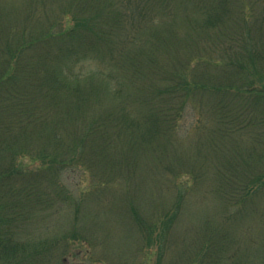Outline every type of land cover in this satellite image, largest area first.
Here are the masks:
<instances>
[{
	"label": "trees",
	"instance_id": "obj_1",
	"mask_svg": "<svg viewBox=\"0 0 264 264\" xmlns=\"http://www.w3.org/2000/svg\"><path fill=\"white\" fill-rule=\"evenodd\" d=\"M188 111L224 224L194 262L228 264L225 227L264 194V0L0 1V264H42L16 237L44 210L131 192L132 153L173 143Z\"/></svg>",
	"mask_w": 264,
	"mask_h": 264
},
{
	"label": "rangeland",
	"instance_id": "obj_2",
	"mask_svg": "<svg viewBox=\"0 0 264 264\" xmlns=\"http://www.w3.org/2000/svg\"><path fill=\"white\" fill-rule=\"evenodd\" d=\"M0 1L7 8L18 0ZM17 4L19 7L21 2ZM12 16L19 24L18 14ZM96 66L99 65L93 61L86 62L84 71ZM107 99L106 105L117 104L116 100ZM193 120V113L188 111L181 134L173 143L162 141L154 149L149 144L132 153L128 162L134 172L131 192L109 189L95 194L82 207L79 219L74 218L72 207L60 212L53 208L44 210L34 221L19 224L16 241L27 250L36 251L42 264H192L199 255V242L217 229H224L222 208L211 190L212 171L189 141ZM120 146L118 152L125 153V146ZM137 147L132 142L127 149L134 151ZM196 171L200 172L201 181L191 188L192 172ZM80 179L75 173L66 181L70 191L67 193L74 198L83 194L76 192ZM183 190L187 193L178 213L167 222L155 223L172 215L169 209L174 208ZM125 194L134 196L132 206L130 201L121 200ZM257 208L241 213L225 227L234 236L229 243L228 264H264V194Z\"/></svg>",
	"mask_w": 264,
	"mask_h": 264
}]
</instances>
